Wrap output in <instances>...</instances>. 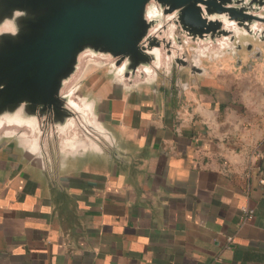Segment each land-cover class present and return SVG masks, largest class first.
<instances>
[{"label":"crops","instance_id":"obj_1","mask_svg":"<svg viewBox=\"0 0 264 264\" xmlns=\"http://www.w3.org/2000/svg\"><path fill=\"white\" fill-rule=\"evenodd\" d=\"M184 81H96L56 172L0 138V264H264V51Z\"/></svg>","mask_w":264,"mask_h":264},{"label":"water","instance_id":"obj_2","mask_svg":"<svg viewBox=\"0 0 264 264\" xmlns=\"http://www.w3.org/2000/svg\"><path fill=\"white\" fill-rule=\"evenodd\" d=\"M261 45L264 0H0V138L24 139L56 172L61 153L104 138L96 81L184 91Z\"/></svg>","mask_w":264,"mask_h":264},{"label":"built area","instance_id":"obj_3","mask_svg":"<svg viewBox=\"0 0 264 264\" xmlns=\"http://www.w3.org/2000/svg\"><path fill=\"white\" fill-rule=\"evenodd\" d=\"M260 183L264 185V168L261 171V176H260ZM247 216L246 219L248 221L252 220L254 218V211L253 210H246Z\"/></svg>","mask_w":264,"mask_h":264},{"label":"clouds","instance_id":"obj_4","mask_svg":"<svg viewBox=\"0 0 264 264\" xmlns=\"http://www.w3.org/2000/svg\"><path fill=\"white\" fill-rule=\"evenodd\" d=\"M19 14V13H18Z\"/></svg>","mask_w":264,"mask_h":264}]
</instances>
